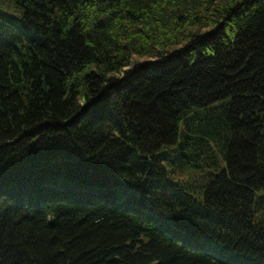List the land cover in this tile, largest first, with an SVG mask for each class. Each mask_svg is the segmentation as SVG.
Masks as SVG:
<instances>
[{
    "label": "trees",
    "instance_id": "trees-1",
    "mask_svg": "<svg viewBox=\"0 0 264 264\" xmlns=\"http://www.w3.org/2000/svg\"><path fill=\"white\" fill-rule=\"evenodd\" d=\"M0 264H264V0H0Z\"/></svg>",
    "mask_w": 264,
    "mask_h": 264
}]
</instances>
